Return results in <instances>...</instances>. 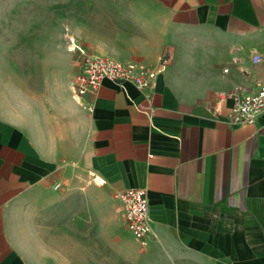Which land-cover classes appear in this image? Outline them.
Returning a JSON list of instances; mask_svg holds the SVG:
<instances>
[{"label":"crops","instance_id":"crops-1","mask_svg":"<svg viewBox=\"0 0 264 264\" xmlns=\"http://www.w3.org/2000/svg\"><path fill=\"white\" fill-rule=\"evenodd\" d=\"M94 55L155 73L51 98L0 76V264H264V0H146ZM82 67V66H81ZM144 188L151 232L116 193Z\"/></svg>","mask_w":264,"mask_h":264},{"label":"rangeland","instance_id":"rangeland-1","mask_svg":"<svg viewBox=\"0 0 264 264\" xmlns=\"http://www.w3.org/2000/svg\"><path fill=\"white\" fill-rule=\"evenodd\" d=\"M145 1L0 0V73L6 69L32 92L51 98L87 55L129 26Z\"/></svg>","mask_w":264,"mask_h":264},{"label":"built area","instance_id":"built-area-1","mask_svg":"<svg viewBox=\"0 0 264 264\" xmlns=\"http://www.w3.org/2000/svg\"><path fill=\"white\" fill-rule=\"evenodd\" d=\"M155 73L148 70L138 72L133 65L125 64L109 57L87 55L81 70L73 79V88L77 96L87 92H96L105 80L116 83L133 81L140 89H145ZM264 111V80L256 93L235 98L231 107V123L246 125L254 123ZM124 207L125 222L128 231L141 240L150 232V207L147 191L144 188H129L116 193Z\"/></svg>","mask_w":264,"mask_h":264}]
</instances>
